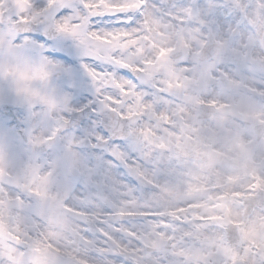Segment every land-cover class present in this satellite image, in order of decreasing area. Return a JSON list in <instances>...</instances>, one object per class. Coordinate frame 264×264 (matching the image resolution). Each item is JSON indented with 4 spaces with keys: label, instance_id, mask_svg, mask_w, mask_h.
I'll return each mask as SVG.
<instances>
[{
    "label": "clouds",
    "instance_id": "1",
    "mask_svg": "<svg viewBox=\"0 0 264 264\" xmlns=\"http://www.w3.org/2000/svg\"><path fill=\"white\" fill-rule=\"evenodd\" d=\"M157 4L138 54L91 18L0 25V235L18 264H102L95 220L125 186L149 206L200 203L210 219L195 246L212 264L264 248V198L220 199L218 178L238 192L264 173V0ZM173 6L192 15L173 18ZM114 153L171 190L160 195Z\"/></svg>",
    "mask_w": 264,
    "mask_h": 264
},
{
    "label": "snow or ice",
    "instance_id": "2",
    "mask_svg": "<svg viewBox=\"0 0 264 264\" xmlns=\"http://www.w3.org/2000/svg\"><path fill=\"white\" fill-rule=\"evenodd\" d=\"M156 10L158 4L154 0H0V25L7 24L8 34H14L19 24H38L43 20L51 22V26L61 28L60 20H79L103 18L106 22L117 17L115 25L106 33L113 42L122 48L136 46L137 54L143 51L139 41L151 39L150 35L157 30V22L147 9ZM83 14V15H82ZM167 14L173 18L192 15V9L184 8L178 14L175 6ZM139 21V23H137ZM118 25V26H117ZM3 33H0L2 38ZM165 53L161 48L160 55ZM116 63H120L119 60ZM85 67H87L85 65ZM95 76V73H90ZM118 155L128 168L129 174L151 183L160 195L169 192L170 186H161L148 180L143 169L128 163V158ZM211 161L209 165L211 166ZM219 180L225 191L219 196L226 199L229 196L252 200L264 198V173L253 170L250 183L242 191H232L229 181L223 175ZM234 182V181H233ZM118 205L107 215L97 217L96 254L102 259V264H115L113 257L125 261V264H146L155 259L164 261L169 258L182 260L184 264H212L211 258L195 244L203 238V226L210 217L200 215L198 209L202 206L195 201H189L184 206L167 207L160 203L149 206L137 199L136 190L125 186L121 192ZM126 218L129 222L115 223L111 217ZM187 226V227H185ZM259 245H253L252 251L246 255L236 252L228 259L230 264H247L248 259L255 257L254 264H264V248L257 251ZM16 244L11 239L0 235V264H18ZM159 253L158 256H153Z\"/></svg>",
    "mask_w": 264,
    "mask_h": 264
},
{
    "label": "rangeland",
    "instance_id": "3",
    "mask_svg": "<svg viewBox=\"0 0 264 264\" xmlns=\"http://www.w3.org/2000/svg\"><path fill=\"white\" fill-rule=\"evenodd\" d=\"M154 2L159 3L160 0H154ZM117 19H118L117 17H113V18L109 19V20L107 21V23H109L110 25H115ZM99 21H100V23H102V24L106 22L103 18H101ZM117 26H118V25H117Z\"/></svg>",
    "mask_w": 264,
    "mask_h": 264
}]
</instances>
